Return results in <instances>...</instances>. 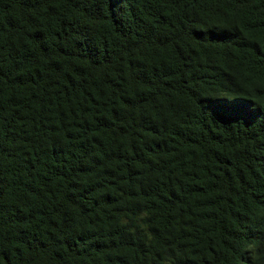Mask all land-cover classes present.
Wrapping results in <instances>:
<instances>
[{"label":"trees","instance_id":"obj_1","mask_svg":"<svg viewBox=\"0 0 264 264\" xmlns=\"http://www.w3.org/2000/svg\"><path fill=\"white\" fill-rule=\"evenodd\" d=\"M0 264H264V0H0Z\"/></svg>","mask_w":264,"mask_h":264}]
</instances>
